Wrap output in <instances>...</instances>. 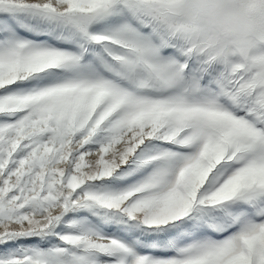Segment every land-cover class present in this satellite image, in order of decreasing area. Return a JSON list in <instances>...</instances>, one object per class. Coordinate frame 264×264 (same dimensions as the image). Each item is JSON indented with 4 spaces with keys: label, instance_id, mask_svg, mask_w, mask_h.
Segmentation results:
<instances>
[{
    "label": "snow or ice",
    "instance_id": "snow-or-ice-1",
    "mask_svg": "<svg viewBox=\"0 0 264 264\" xmlns=\"http://www.w3.org/2000/svg\"><path fill=\"white\" fill-rule=\"evenodd\" d=\"M0 264H264V0H0Z\"/></svg>",
    "mask_w": 264,
    "mask_h": 264
},
{
    "label": "rangeland",
    "instance_id": "rangeland-1",
    "mask_svg": "<svg viewBox=\"0 0 264 264\" xmlns=\"http://www.w3.org/2000/svg\"><path fill=\"white\" fill-rule=\"evenodd\" d=\"M126 235H127V238H129V239H133V238H135L136 236H138L139 234L126 233ZM140 239L147 240L148 238H147V237H143V236H141Z\"/></svg>",
    "mask_w": 264,
    "mask_h": 264
}]
</instances>
